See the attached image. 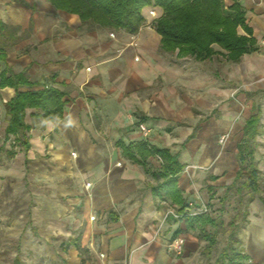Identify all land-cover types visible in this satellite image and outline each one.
I'll use <instances>...</instances> for the list:
<instances>
[{
  "label": "crops",
  "instance_id": "obj_1",
  "mask_svg": "<svg viewBox=\"0 0 264 264\" xmlns=\"http://www.w3.org/2000/svg\"><path fill=\"white\" fill-rule=\"evenodd\" d=\"M234 0H226L227 5ZM246 11L240 34L251 35L255 49L237 61L225 50L207 60L177 57L161 50L155 26L143 24L130 34L104 28L87 30L80 17L49 0H0V20L19 25L24 37L7 48L0 71L24 73L33 85L65 91L62 116L44 117L28 107L25 147L6 139V103L12 86L0 87L3 144L15 150L0 164L4 191L0 205L11 214L9 226L21 240L24 256L14 264H200L206 244L189 227L186 213L228 192L240 166L239 144L245 124L258 115L251 145L264 176V0H240ZM162 14L159 7L153 8ZM149 24V25H148ZM150 129L143 135L138 127ZM228 139L219 142L221 134ZM167 149L183 170L179 195H154L164 178L162 159L141 158L136 145ZM132 145L146 167L126 156ZM261 185V183H260ZM256 194L248 206L243 253L264 264V203ZM6 189V190H5ZM17 230H20L17 231ZM185 239L176 255L167 242Z\"/></svg>",
  "mask_w": 264,
  "mask_h": 264
},
{
  "label": "trees",
  "instance_id": "obj_2",
  "mask_svg": "<svg viewBox=\"0 0 264 264\" xmlns=\"http://www.w3.org/2000/svg\"><path fill=\"white\" fill-rule=\"evenodd\" d=\"M58 9L77 14L82 27L87 30L107 28L112 31L122 30L135 34L144 24V11L159 7L162 14L156 18L155 29L161 35V50L175 54L177 57H193L196 60H207L218 51L214 44L222 47L227 60L237 61L244 53L255 49V40L251 35L240 34L239 26H244L246 11L240 0H234L229 6L224 0H49ZM24 37L19 25H9L0 20V61L5 60L7 48L13 46ZM23 85H33L24 73H14L5 68L0 71V87L12 86L16 95L6 103L8 124L6 139L11 135L15 141L28 147V125L25 123V111L28 107L41 108L46 119L62 116L64 110L65 91L49 86L40 90H20ZM258 115H252L245 124V137L239 144L238 159L240 166L234 182L228 186V192L220 199L224 203L232 196L245 203L243 219L247 223L248 206L261 193L260 170L254 159V148L251 145L258 132ZM123 152L134 161L146 162L137 158L132 145L120 143ZM141 158L156 154L162 159L159 176L164 180L153 187L154 195L170 196L176 200L179 195L177 188L178 174L184 165L176 155L167 149L150 148L146 142L136 145ZM7 157L15 154L13 148L6 150ZM247 191V192H245ZM264 203V196H260ZM186 205L181 206L180 213L185 216L189 227L198 229V236L205 240L203 255L209 258L215 250H219L212 264H255L237 250V238L234 220L229 228H224L223 219L210 212L189 215ZM245 228V226H244ZM227 233L224 246L219 249V235Z\"/></svg>",
  "mask_w": 264,
  "mask_h": 264
},
{
  "label": "rangeland",
  "instance_id": "obj_3",
  "mask_svg": "<svg viewBox=\"0 0 264 264\" xmlns=\"http://www.w3.org/2000/svg\"><path fill=\"white\" fill-rule=\"evenodd\" d=\"M225 5H227L226 0ZM145 15V22L147 23L149 20V24L154 25L156 18L159 16V13L156 12V14L152 13L151 9H146L144 11ZM148 24V25H149ZM107 29V28H104ZM192 61L195 60L194 58L191 59ZM3 133L0 131V164L7 160V153L6 148L10 147L11 142L8 141L5 145L3 144ZM7 162V161H5ZM5 178L0 177V191H4V184H5ZM264 186V176L262 177L261 181V187ZM6 190V189H5ZM247 192V191H245ZM264 192V191H263ZM209 211L212 213L213 216L222 218L224 222V228H229V222L231 220L233 221L234 226L236 227L237 231V238L239 239L238 243H235L236 249L241 250L242 249V238L244 235V226H245V220L243 219V212L245 209V203H240L237 201L235 196H232L230 199L224 203L221 200H219V197L214 198L213 202L208 203ZM11 214L7 212L6 206L0 205V264H14L13 259L17 253L20 254L21 258L24 256V247L21 245V240H17L14 236L13 232L14 230L11 229L9 226L12 222V219L10 218ZM20 232V230H17ZM227 238V233H220L219 239V249H221L224 246V243ZM204 242H206L204 240ZM219 250H215L213 254L204 260L200 262V264H212L218 254Z\"/></svg>",
  "mask_w": 264,
  "mask_h": 264
},
{
  "label": "built area",
  "instance_id": "obj_4",
  "mask_svg": "<svg viewBox=\"0 0 264 264\" xmlns=\"http://www.w3.org/2000/svg\"><path fill=\"white\" fill-rule=\"evenodd\" d=\"M152 13L156 14V10L152 9ZM138 127L141 130L142 134L145 136L148 135L151 131V129L144 122H139ZM228 137H229L228 132L221 134L219 137V142L223 144L228 139ZM190 207H193V208L191 210H188L187 214H189V215L201 214V213H206L209 211V207L206 203H202L199 206H193V204H190ZM171 213L175 217H180L181 215H183V214H181L175 210H172ZM184 243H185L184 237L175 236V237L168 240L167 248L172 253H174L176 255H180L184 251ZM249 261H251V260L249 259Z\"/></svg>",
  "mask_w": 264,
  "mask_h": 264
}]
</instances>
